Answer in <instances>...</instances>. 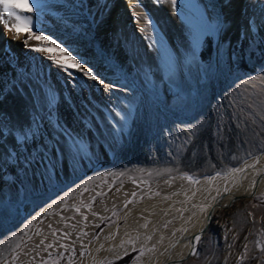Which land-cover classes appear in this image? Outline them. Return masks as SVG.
Masks as SVG:
<instances>
[{
  "label": "rangeland",
  "instance_id": "obj_1",
  "mask_svg": "<svg viewBox=\"0 0 264 264\" xmlns=\"http://www.w3.org/2000/svg\"><path fill=\"white\" fill-rule=\"evenodd\" d=\"M260 18L264 0H251L245 20L235 26L206 22L198 47L159 80L120 78L109 91L96 82L84 93L89 124L93 126L94 106L102 112L108 107L113 115L106 122L118 131H101L105 145L94 150L90 144L87 160L76 169L64 168L65 160H51L56 147L50 142L42 143L43 163L20 164L14 153L0 160V177H5L0 184V264H81L106 228L126 225L121 215L131 204L176 192L167 185L171 179L226 174L262 154L264 81L243 83L264 76V33L256 32L252 41L245 34L250 21ZM89 28L83 48L89 49L98 80H104L106 71L97 63V53L114 65L116 60L122 67L132 66L115 59L125 55L111 35L113 28ZM20 55L35 65V53ZM71 72L67 76L73 81ZM89 124L83 121L80 127L91 138ZM49 162L55 167L45 171ZM37 173L42 184L34 179ZM27 203L32 205L28 216ZM144 250L136 248L103 264L126 258L125 264H131ZM196 253L184 264H264V192L220 210Z\"/></svg>",
  "mask_w": 264,
  "mask_h": 264
},
{
  "label": "bare ground",
  "instance_id": "obj_2",
  "mask_svg": "<svg viewBox=\"0 0 264 264\" xmlns=\"http://www.w3.org/2000/svg\"><path fill=\"white\" fill-rule=\"evenodd\" d=\"M250 1L176 0L173 6L170 0H27L32 10L28 11L24 6L17 12L31 17L33 32L51 37L66 48L69 55L75 56L83 69H90L95 75L96 69L89 61V49L83 48V35L89 27L101 28L102 32L113 28L111 35L120 42L125 55L115 59L129 62L132 66L122 67L116 60L114 65L98 53L95 56L97 63L106 71L104 80L115 85L120 78L132 83L161 79L176 64L182 65L183 58L202 42L207 32L206 22L223 25L230 21L235 26L245 20V7ZM18 2L23 4L24 0ZM13 22L14 18L8 17L0 5V89L4 90L0 98V160L14 153L20 164H30L38 160V157L33 159L37 153L45 154L46 147L42 143L50 142L51 146L55 144L56 148H63L68 136L65 128L73 136L81 138L87 147L92 144L94 150L105 145V135L101 131H118L106 122V117H112V112L108 107H103L102 112L94 106L93 126L89 124L91 116L84 112L88 107L84 93H89L96 81L85 77L80 70L69 68L64 71L54 63L50 55L67 59L54 45L32 39L26 46L24 41L28 38V30L22 27L17 36L15 31L6 28ZM256 32L264 33V18L250 21L245 31L246 38L254 40ZM14 39L18 41L14 42ZM39 45L51 47L52 53L32 50ZM22 51L35 53V65L24 61L20 55ZM21 68L25 70L27 79L23 85L12 88L11 82ZM70 71L75 78L73 81L67 76ZM42 93L56 98L57 107L51 124L47 120L48 110L42 111L40 115L45 120L40 122L34 138L20 141L17 146L16 137L23 135L30 124L36 129L32 124L37 119L32 107L33 97L39 98ZM37 103L42 101L37 99ZM73 112L78 113L77 119ZM83 121L92 128L91 138L84 135L87 131L80 127ZM119 125L124 129L120 122ZM108 143L113 144L114 141L109 139ZM80 155V160H87L89 151ZM51 160H57L59 164L65 160L67 165L63 164L64 168L69 165L72 170L80 165V161L73 164L70 155L61 156L59 153ZM30 169L36 172L34 168ZM9 173L6 176L11 177ZM37 175L34 179L42 184L43 179L39 173ZM4 179L0 177V184H4ZM167 185L177 191L131 204L121 215V220H127L126 225L106 228L90 246V252L81 264H103L139 247L145 250L131 264H174L185 258L192 248L193 239L207 225L213 206L220 208H217L210 227L220 210L232 207L229 204L234 197L250 196L254 191L258 196L264 192V152L226 174L198 180L182 176L171 179ZM31 211L32 205L27 203L24 214L28 216Z\"/></svg>",
  "mask_w": 264,
  "mask_h": 264
},
{
  "label": "snow or ice",
  "instance_id": "obj_3",
  "mask_svg": "<svg viewBox=\"0 0 264 264\" xmlns=\"http://www.w3.org/2000/svg\"><path fill=\"white\" fill-rule=\"evenodd\" d=\"M99 2V0H98ZM171 4L173 6L176 5V0H170ZM0 5L3 6V11L7 13V16L10 18H14V22L10 25L7 26L6 28L8 31H15L17 36H19L20 29L26 28L28 30V38L27 40L24 41V44L27 46L28 40L35 39L37 41H44L47 42L48 44L54 45L56 49L59 50V52L63 53L65 57H67L66 60L57 57L55 55H50V59L53 60L54 63H56L59 67H61L64 71H67L69 68H74L77 70H80L83 72V75L85 77L90 78L93 81L98 82L100 85H104V90L109 91L112 87H115L112 84H105V81L103 79L98 80V76L93 74V71L85 70L82 68L81 62L77 60V58L73 55H69L68 51L66 48L61 47L60 44H57L55 40H52L51 37L40 34L39 32H33L32 31V23H31V17L28 16H21L18 14L17 10H23L24 6L28 7V11H31L30 5H28L27 0H24V3L21 4L18 2V0H0ZM81 6V5H77ZM251 30V29H250ZM33 51L37 52H47V53H52L53 49L51 47H47L44 45H39V46H34L32 48ZM69 75H72V73H69ZM27 79V74L24 69H19L17 71L16 78L11 82L12 83V88H16L17 85H23V82ZM260 80L264 81V76L262 77H252L251 80H244V84H250L253 83V81ZM3 91L0 89V98L3 97ZM37 99H40L42 103H37ZM56 98L54 96H51L49 93H42V95L38 98L36 96L33 97V112L35 113L37 119H34L32 121V124L36 125V129H33L31 124L28 127V130L24 132L23 135H18L16 137V143L17 146H19L20 141L27 142L28 139L34 138L35 132L39 129L40 127V122L45 120V117L40 115V113L44 110H48V116L47 120L49 124H51L52 116H53V111L56 109L57 105L55 103ZM117 115H120V113H117ZM123 118V117H122ZM0 119H2V116H0ZM64 131L68 132V136L65 139V144L63 148H54L53 149V155H56L59 153L61 156H68L70 155L72 157L73 164L79 163L81 159V153L87 154V146L83 143L81 138H78L77 136H73L72 132L68 130L67 128L64 129ZM2 135V133H0ZM38 157V163H43L45 159L47 158V154H39L37 153L36 156L33 157V159H37ZM54 165L49 162V166L46 167L45 171H52L54 169ZM191 179V177H189ZM195 241H199L200 237L196 236ZM193 255H197L195 251L192 252Z\"/></svg>",
  "mask_w": 264,
  "mask_h": 264
},
{
  "label": "water",
  "instance_id": "obj_4",
  "mask_svg": "<svg viewBox=\"0 0 264 264\" xmlns=\"http://www.w3.org/2000/svg\"><path fill=\"white\" fill-rule=\"evenodd\" d=\"M255 196H256V191H254L250 196L234 197L232 202L229 204V206H233L235 203L242 201V200L253 199ZM217 208H220V206H213V208L210 210V212L208 214V223L204 228H202L201 232L198 234V236L200 237V240L197 242V241H195V239H193L192 248H191L190 252L188 253V255L185 258L175 262L174 264H184L193 256L192 252L197 251L201 239L205 237V234L209 230V227H210L211 222L213 220L214 214L217 211Z\"/></svg>",
  "mask_w": 264,
  "mask_h": 264
},
{
  "label": "trees",
  "instance_id": "obj_5",
  "mask_svg": "<svg viewBox=\"0 0 264 264\" xmlns=\"http://www.w3.org/2000/svg\"><path fill=\"white\" fill-rule=\"evenodd\" d=\"M212 39L211 38H207V43H212ZM244 43V42H243ZM129 259L128 258H126V259H124V260H122V261H120V262H117V263H115V264H125L127 261H128Z\"/></svg>",
  "mask_w": 264,
  "mask_h": 264
}]
</instances>
